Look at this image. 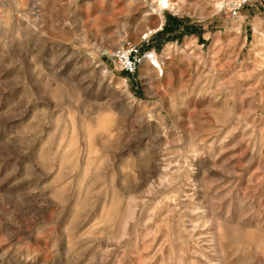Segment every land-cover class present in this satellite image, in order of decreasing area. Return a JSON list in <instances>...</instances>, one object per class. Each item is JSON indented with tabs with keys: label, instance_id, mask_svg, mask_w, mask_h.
I'll return each mask as SVG.
<instances>
[{
	"label": "rangeland",
	"instance_id": "obj_1",
	"mask_svg": "<svg viewBox=\"0 0 264 264\" xmlns=\"http://www.w3.org/2000/svg\"><path fill=\"white\" fill-rule=\"evenodd\" d=\"M166 2L0 0V264H264V0Z\"/></svg>",
	"mask_w": 264,
	"mask_h": 264
},
{
	"label": "built area",
	"instance_id": "obj_2",
	"mask_svg": "<svg viewBox=\"0 0 264 264\" xmlns=\"http://www.w3.org/2000/svg\"><path fill=\"white\" fill-rule=\"evenodd\" d=\"M251 0H226V7L232 16H239ZM155 49L143 50L141 45L125 39L112 52L111 64L114 68L135 73L146 58H152Z\"/></svg>",
	"mask_w": 264,
	"mask_h": 264
},
{
	"label": "bare ground",
	"instance_id": "obj_3",
	"mask_svg": "<svg viewBox=\"0 0 264 264\" xmlns=\"http://www.w3.org/2000/svg\"><path fill=\"white\" fill-rule=\"evenodd\" d=\"M166 3H167L168 6H170V7L174 8V9H176V4H174L173 2H171V0H167ZM220 5H221L220 2L216 3V9L219 8ZM112 52H113V51H112ZM112 52H111V53H112ZM148 60H149L150 62H152V63L158 62V61H156V60H158V55L155 53V54L152 56V58H148Z\"/></svg>",
	"mask_w": 264,
	"mask_h": 264
}]
</instances>
